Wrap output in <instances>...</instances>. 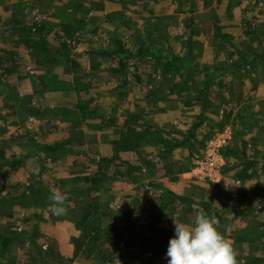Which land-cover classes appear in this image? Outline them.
<instances>
[{
    "label": "rangeland",
    "instance_id": "374dc122",
    "mask_svg": "<svg viewBox=\"0 0 264 264\" xmlns=\"http://www.w3.org/2000/svg\"><path fill=\"white\" fill-rule=\"evenodd\" d=\"M117 40L149 51L125 61L126 84L112 72ZM259 55L264 0H0V264H168L167 252L154 257L157 233L175 237V222L191 224L201 210L234 243L238 264H264ZM240 59L229 76L214 73L197 139L161 156L162 139L179 141L198 121L206 74ZM55 142L64 144L39 147ZM248 159L257 168L241 181ZM160 187L189 203L160 210ZM56 188L69 197L63 216L47 199ZM93 203L104 229H125L106 245L109 262L88 255L93 219L81 217Z\"/></svg>",
    "mask_w": 264,
    "mask_h": 264
},
{
    "label": "trees",
    "instance_id": "16d2710c",
    "mask_svg": "<svg viewBox=\"0 0 264 264\" xmlns=\"http://www.w3.org/2000/svg\"><path fill=\"white\" fill-rule=\"evenodd\" d=\"M35 27H37L39 30H45V27L43 25H38L35 24ZM32 27H29V29H31ZM20 43L25 44L31 48L34 49H38L41 52H46L47 47L45 44L42 43H38L37 41L33 40V39H22L19 40ZM149 53V51L140 48L137 52H132L129 51L124 43L120 40H117L115 42V50L112 52L113 56H116L118 58V67L112 68V72L117 73L119 75H121L123 82L126 84L127 79H126V63L125 61L131 58H143L145 55H147ZM261 60H264V55H259L258 56ZM241 59L237 62V64L232 66V69L228 70L230 72H234L238 67L239 64L241 63ZM225 69V68H224ZM222 70V69H221ZM220 69L217 71H221ZM227 70V69H225ZM215 72H211L210 74H206V80L202 86L201 92H200V96H201V113L198 116V121H196L189 129L187 132H185L183 134V139L179 140V141H171L168 139H162L161 140V144L163 145V150L160 152L161 156H164L168 153L173 152L175 149L184 147L190 139L196 140L197 139V131L198 129L204 124L205 122V104L207 101V95L210 89V86L213 83V80L216 78V75H214ZM212 74V75H211ZM211 76V77H210ZM190 104V103H188ZM223 127L222 126H218V130H222ZM138 139H141L140 135H137ZM64 143L63 142H55L53 144H40L39 147L43 148L47 151H56L57 149H59ZM120 144L125 148V149H130L132 148V143H125L124 142H120ZM135 146V145H134ZM227 154H233L236 155L237 153H235L234 151L227 149L226 150ZM118 158V157H117ZM113 160H110L109 162H112ZM104 162L108 163V159H104ZM11 167L15 168L16 166H18V163L16 162H9L8 163ZM257 164L258 162L255 159H248L243 161L242 164V168L240 169V171L237 174V177L239 178V180L241 181H249L254 177V170L255 168H257ZM99 168L101 170L104 169L103 165H100ZM135 169V168H134ZM186 170H182L181 172H184ZM92 182L94 183V185H98V182L96 180H92ZM161 189H163V195L161 197V200L163 201L161 203V207L160 210H164L166 207H168V205L176 202L177 200L179 201H185L189 203V199H186L185 196L183 195H179L176 192H174L173 190L166 188V187H160ZM52 192H48V202H50L49 200V196L51 195ZM67 206V209H69V206ZM203 206L206 208V210L210 211L213 210V207L210 203H203ZM93 219V226L91 227L90 230V235L88 237V246L90 247V249L88 250V255L90 257H101L103 258L106 262H109V260L111 259L109 256H111V249H109V247L107 248L106 245L107 243H109L110 241L113 240H123V236L121 237V235L123 234V232L125 231V229L114 225V224H109L107 226L106 229H104V227H102V220L99 216V212H98V205L96 204H91L90 205V213H86L84 215H82L81 219L83 220V222H88L89 219ZM37 229V227L35 228ZM127 231V230H126ZM152 232H155L154 230H152ZM158 237H160L162 239V241L157 242V245L153 246V253L155 254V258L161 256L163 253L167 252L169 244L167 243L168 241L166 240H170L172 238H174V236L169 235L166 233V231L162 230L161 232L157 233ZM121 238V239H120ZM12 239H10L9 237H4L3 238V246L4 247H8L11 243H12ZM111 244H115V243H111Z\"/></svg>",
    "mask_w": 264,
    "mask_h": 264
},
{
    "label": "clouds",
    "instance_id": "9594fccd",
    "mask_svg": "<svg viewBox=\"0 0 264 264\" xmlns=\"http://www.w3.org/2000/svg\"><path fill=\"white\" fill-rule=\"evenodd\" d=\"M50 210L53 215L67 214L69 197L53 189ZM217 220L201 210L189 223L175 222V237L169 241L168 264H238L234 243L217 229Z\"/></svg>",
    "mask_w": 264,
    "mask_h": 264
},
{
    "label": "crops",
    "instance_id": "0c3cea01",
    "mask_svg": "<svg viewBox=\"0 0 264 264\" xmlns=\"http://www.w3.org/2000/svg\"><path fill=\"white\" fill-rule=\"evenodd\" d=\"M227 69V70H225V69ZM222 69V70H221ZM219 70V69H218ZM220 70L221 71H216V74H217V76H229L230 75V71H228V70H230L229 69V67L228 68H226V67H222V68H220ZM217 76H216V79H217ZM214 80V82L213 83H216L217 82V80ZM227 79V78H226ZM66 254H68V253H66ZM70 254V253H69Z\"/></svg>",
    "mask_w": 264,
    "mask_h": 264
},
{
    "label": "built area",
    "instance_id": "2783aa9c",
    "mask_svg": "<svg viewBox=\"0 0 264 264\" xmlns=\"http://www.w3.org/2000/svg\"><path fill=\"white\" fill-rule=\"evenodd\" d=\"M222 142H225V139H223V141Z\"/></svg>",
    "mask_w": 264,
    "mask_h": 264
}]
</instances>
